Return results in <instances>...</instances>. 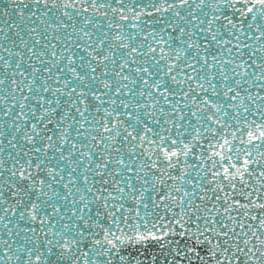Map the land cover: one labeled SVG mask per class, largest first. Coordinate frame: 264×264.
Returning a JSON list of instances; mask_svg holds the SVG:
<instances>
[{
	"label": "snow or ice",
	"instance_id": "6c2138e0",
	"mask_svg": "<svg viewBox=\"0 0 264 264\" xmlns=\"http://www.w3.org/2000/svg\"><path fill=\"white\" fill-rule=\"evenodd\" d=\"M0 264H264V0H0Z\"/></svg>",
	"mask_w": 264,
	"mask_h": 264
}]
</instances>
